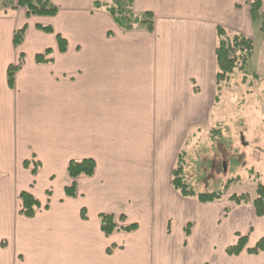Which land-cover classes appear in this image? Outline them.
<instances>
[{
  "label": "crops",
  "instance_id": "1",
  "mask_svg": "<svg viewBox=\"0 0 264 264\" xmlns=\"http://www.w3.org/2000/svg\"><path fill=\"white\" fill-rule=\"evenodd\" d=\"M47 1L58 9L53 17L0 10V264H264V251L247 252L264 237L256 195L240 204L181 200L171 187L179 147L171 163L158 153L165 126L182 124L184 136L196 120L201 85L207 105L214 101L216 28L262 34L251 0H133L135 14L153 15L151 32L118 28L93 9L106 0ZM46 50L51 61L36 63ZM19 64L10 86L7 70ZM85 159L95 172L67 196L69 162ZM159 178L172 200L155 196ZM22 192L38 202L31 217L21 213ZM101 214L135 228L105 235ZM239 237L245 248L227 255Z\"/></svg>",
  "mask_w": 264,
  "mask_h": 264
},
{
  "label": "rangeland",
  "instance_id": "2",
  "mask_svg": "<svg viewBox=\"0 0 264 264\" xmlns=\"http://www.w3.org/2000/svg\"><path fill=\"white\" fill-rule=\"evenodd\" d=\"M251 40L254 50L250 64L244 73L236 70L230 82L216 92L219 102L207 105L206 87L201 85L200 97L204 96V101L199 103L196 120L186 125V134H178L182 124L165 126L169 134L166 141H161L165 146L158 152L159 159L164 163L170 159L171 163L177 145L184 156L185 182L196 194L223 193L226 188L220 200L242 194L252 198L257 182L264 179V38L256 33ZM156 173L160 174V168ZM159 180L155 196L172 200V188Z\"/></svg>",
  "mask_w": 264,
  "mask_h": 264
},
{
  "label": "trees",
  "instance_id": "3",
  "mask_svg": "<svg viewBox=\"0 0 264 264\" xmlns=\"http://www.w3.org/2000/svg\"><path fill=\"white\" fill-rule=\"evenodd\" d=\"M93 9L104 8L110 15L118 28L123 31H132L138 26L144 27L147 31L153 30V15L150 12L137 15L133 12V0H108V2H93ZM17 7L26 10V16L38 17H53L58 13L57 7L47 0H0L1 9H15ZM250 20L254 24H259V31L264 38V15L262 13V0H251L249 5ZM38 29L53 33L50 27H40ZM25 27L16 31L13 36V45L18 47L24 37ZM216 48H215V63L217 72L214 78L215 90L217 93L221 91L222 85H227L230 82L233 73L237 70L241 73L245 72L246 67L250 64L254 45L250 38L239 33H228L224 28L218 26L216 28ZM56 42L58 51L64 53L66 51V40L60 35H56ZM51 51L46 50L43 54L35 56V62L38 64L48 63L51 61L47 58ZM17 66H10L7 70L8 83L13 84L14 75L19 69ZM219 95H216L214 102H219ZM27 164L25 163V166ZM184 156L180 153L177 157L175 168L171 173V187L183 198H196L201 203H211L220 200L226 192L224 188L223 193H195L189 188V185L184 179ZM33 174L36 172L34 168ZM95 172V162L92 159H85L81 161H71L67 167V174L73 180L70 187L65 189L67 196H75V180L79 177H92ZM252 172V171H251ZM259 180V177H255ZM238 181V179H237ZM256 198L252 201L255 215L261 217L264 215V179L258 181L255 189ZM22 202L21 213L26 217H31L38 207V202L29 193L22 192L19 195ZM229 200L236 203H248L249 196L242 194L240 196L232 195ZM122 217L120 218V220ZM101 231L105 235H110L116 231H131L135 228L134 225L127 227H118L112 215L101 214L99 216ZM246 245V237H239L238 242L226 249V254L233 256L238 255L243 251ZM264 251V237L260 239L256 245L247 249L249 254H258Z\"/></svg>",
  "mask_w": 264,
  "mask_h": 264
}]
</instances>
